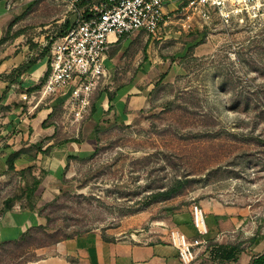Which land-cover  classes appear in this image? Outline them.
I'll use <instances>...</instances> for the list:
<instances>
[{
    "label": "rangeland",
    "instance_id": "obj_1",
    "mask_svg": "<svg viewBox=\"0 0 264 264\" xmlns=\"http://www.w3.org/2000/svg\"><path fill=\"white\" fill-rule=\"evenodd\" d=\"M98 1L0 0L10 16L0 68L41 40L52 41ZM166 30L134 36L121 49L79 125L63 104L57 108L56 119L67 127L63 139L80 141L84 151L70 157L58 184L38 188L43 228L0 243V264H32L39 246L92 229L168 239L175 218L191 215L195 204L208 227L198 264H250L264 252V23ZM139 69V88L149 87L147 105L125 118L101 110L100 94L114 92ZM177 178L185 181L180 190L153 198ZM23 189L14 175L0 178V206L25 203ZM215 244L236 246L234 259L210 254Z\"/></svg>",
    "mask_w": 264,
    "mask_h": 264
},
{
    "label": "crops",
    "instance_id": "obj_2",
    "mask_svg": "<svg viewBox=\"0 0 264 264\" xmlns=\"http://www.w3.org/2000/svg\"><path fill=\"white\" fill-rule=\"evenodd\" d=\"M9 22V13L4 4L0 3V42ZM72 24L73 22L67 21L63 32ZM166 29L168 28H164L165 32L168 31ZM131 34L118 38L110 36L104 60L107 76H111L116 70L121 59V49L128 47L134 36L146 33L136 31ZM60 35L49 39L56 40ZM52 41L47 43L41 40L37 47L28 48L26 54L3 60L6 65L3 69L0 68V178L14 175L22 182L23 187L26 183H31L34 177L41 179L38 187H50V183L54 185L56 182L58 184L69 163V157L84 151L80 141L63 139V132L67 127H61L56 119L57 108L63 104L69 92L43 97L39 93L49 72ZM33 56V68L22 73L14 72L15 67ZM143 75L144 70L139 69L131 81L117 86L114 92L100 94L96 99L100 103V109L109 110L110 115L125 118L145 107L149 87L143 85V88H139L138 81ZM23 94L28 99H23ZM94 97L95 95L92 102ZM68 130L73 131V128L69 127ZM21 149L22 152L13 160L14 171H9L8 158ZM27 167H32L31 173L21 176L18 171ZM40 224L42 221L37 209L29 210L25 203L2 205L0 243L17 241L23 233ZM209 225L210 229L215 227L211 222ZM174 228L189 236L194 235L196 231L192 225V213L181 214L179 220L176 217ZM109 234L92 229L43 244L37 248L39 258L32 264H183L177 249L168 239L139 240L133 236L112 237ZM214 246L210 247V254L213 256ZM190 264H198V261Z\"/></svg>",
    "mask_w": 264,
    "mask_h": 264
},
{
    "label": "built area",
    "instance_id": "obj_3",
    "mask_svg": "<svg viewBox=\"0 0 264 264\" xmlns=\"http://www.w3.org/2000/svg\"><path fill=\"white\" fill-rule=\"evenodd\" d=\"M87 10L88 16L79 18L51 42L49 72L39 90L42 97L69 92L63 107L76 125L89 114L93 94L106 75L104 60L110 36L136 31L155 36L165 27L189 31L214 21L239 26L264 23V0H101ZM22 98L28 99L26 94ZM191 213L194 235L178 228L168 234L183 264L192 263L208 246L203 209L195 204Z\"/></svg>",
    "mask_w": 264,
    "mask_h": 264
},
{
    "label": "trees",
    "instance_id": "obj_4",
    "mask_svg": "<svg viewBox=\"0 0 264 264\" xmlns=\"http://www.w3.org/2000/svg\"><path fill=\"white\" fill-rule=\"evenodd\" d=\"M83 4H85V0H83ZM84 16H88V11L86 10L85 15ZM19 32L15 33V36L18 35ZM4 40V38L1 40V42ZM0 42V43H1ZM35 66V60L30 59L27 60L26 62L22 63L21 65L18 66L16 70L17 73H22L25 71L30 70L31 68H33ZM44 125V123H43ZM22 152L21 150H18L16 152H14L13 154L10 155V157L8 158V168L9 171H14V167H13V160L14 158H16L20 153ZM70 159V157H69ZM32 167H27L25 169H22L19 172V174L21 176L24 175H29L31 173ZM41 179H37V178H32L31 183H26L25 187L23 189V195L25 198V206L27 209L29 210H35L37 209L39 211V208L37 207V200L38 198H40V192H38V185L40 184ZM185 181L182 179H175L173 181V183L168 186L167 188L157 191L155 193L152 194L153 198L155 199H166L171 197L174 193H176L178 190L181 189V187L184 185ZM7 206L9 205V203L6 204ZM5 205V206H6ZM41 227V226H40ZM43 228V226L41 227ZM33 229V228H32ZM31 230V229H30ZM26 231L25 233H23V235L20 237L22 238L23 236L27 235L29 233V231ZM20 240V239H19ZM17 240V241H19ZM15 241V242H17ZM236 246L233 247H226V246H222V245H218L215 244L214 248H213V253L214 256H218L221 261H226V260H230V259H234V253L236 250ZM225 264V263H222ZM250 264H264V253L261 254H257L255 256H253L250 260Z\"/></svg>",
    "mask_w": 264,
    "mask_h": 264
}]
</instances>
